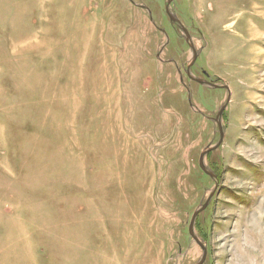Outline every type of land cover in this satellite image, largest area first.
<instances>
[{
  "label": "rangeland",
  "instance_id": "rangeland-1",
  "mask_svg": "<svg viewBox=\"0 0 264 264\" xmlns=\"http://www.w3.org/2000/svg\"><path fill=\"white\" fill-rule=\"evenodd\" d=\"M0 0V264H264V0ZM229 104L221 123L216 118Z\"/></svg>",
  "mask_w": 264,
  "mask_h": 264
},
{
  "label": "water",
  "instance_id": "water-1",
  "mask_svg": "<svg viewBox=\"0 0 264 264\" xmlns=\"http://www.w3.org/2000/svg\"><path fill=\"white\" fill-rule=\"evenodd\" d=\"M173 1L174 0H168V3L166 5L167 14H168V16L170 18V21L173 24L178 25L182 29V31H183V33L185 34V37H186V42L190 45L191 49L193 50V59H192V62L189 65L188 70H187L188 76L192 80H195L196 82H198L199 84L208 85V86L213 87V88H224V89H226V90L229 91V88L227 86H218L216 84L207 82L206 80L195 79V78L192 77L190 71H191V67L195 64L196 60L198 59V52L196 51V49L194 47V44L192 42V37H191L190 33L188 32V30L181 24V22L177 18L174 17V15L170 11V6H171V4H172ZM229 101H230V96L227 99L226 104L221 108V110H220V112H219V114H218V116L216 118V121H217L218 126H219V131H220V141H219V143L215 147H212V148L207 149L205 152H203L201 154V157H200V163H199L200 164V168L206 174H208L210 177H214V175L205 168L204 159H205V157H206L207 154H209L210 152H213V151L217 150L222 145V143H223V140H224V130L222 128L221 119H222V116H223L224 112L226 111V108H227V106L229 104ZM213 196H214V192L211 194V196L206 201V203L197 212L194 213L193 218H192V221H191V224H190V228H189L190 235L205 250V256H204L203 260L199 264H203L206 261V255L207 254H206V248H205V246L202 244V242H200V240L198 239V237L195 235L194 226H195V222H196V219L198 218V216L203 211H205L208 208V206H209V204H210Z\"/></svg>",
  "mask_w": 264,
  "mask_h": 264
}]
</instances>
